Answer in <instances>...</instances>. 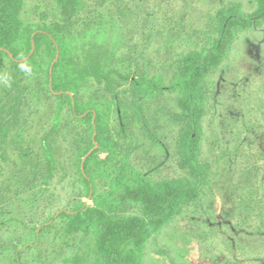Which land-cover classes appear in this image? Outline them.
<instances>
[{
	"label": "trees",
	"instance_id": "trees-1",
	"mask_svg": "<svg viewBox=\"0 0 264 264\" xmlns=\"http://www.w3.org/2000/svg\"><path fill=\"white\" fill-rule=\"evenodd\" d=\"M25 1L0 0V165L23 108L44 98L50 126L29 155L31 178L21 187L34 201L51 185L59 168L56 139L64 137L80 189L69 209L25 224L7 216L15 208L5 209L0 185V255L11 264H51V255L57 264H142L150 238L209 187L210 167L199 158L206 81L238 33L264 25V0H255L250 15L237 6L219 10L215 36L180 56L167 82L116 55L90 20H81L97 14L87 8L91 0H50L55 15L48 20L40 12L37 22L24 20ZM166 94L176 96L179 108L171 118L179 125L177 164L186 176L156 182L129 164L130 142L133 124L148 134L146 104Z\"/></svg>",
	"mask_w": 264,
	"mask_h": 264
},
{
	"label": "rangeland",
	"instance_id": "rangeland-1",
	"mask_svg": "<svg viewBox=\"0 0 264 264\" xmlns=\"http://www.w3.org/2000/svg\"><path fill=\"white\" fill-rule=\"evenodd\" d=\"M25 2L27 22L39 21L40 12L48 20L55 15L50 0ZM234 6L244 15L256 9L255 0H91L87 8L100 17L86 13L81 20H90L89 27L116 55L130 56L148 76L160 75L167 82L180 56L215 36L217 12ZM206 82L199 158L210 167L209 187L150 238L142 264H264V25L238 33L227 58ZM175 99L166 94L146 104L148 134L132 125L128 162L156 182L186 176L177 164L179 125L171 118L179 113ZM31 101L8 138L0 185L5 209L15 208L7 216L38 224L69 209L80 184L68 158V141L61 137L56 139L59 168L51 185L34 201L21 187L31 178L29 155L38 152L40 137L50 126L48 102ZM11 230L23 234L19 224ZM38 248L44 258L45 248ZM49 259L57 264L54 255ZM0 264L11 262L0 255Z\"/></svg>",
	"mask_w": 264,
	"mask_h": 264
},
{
	"label": "water",
	"instance_id": "water-1",
	"mask_svg": "<svg viewBox=\"0 0 264 264\" xmlns=\"http://www.w3.org/2000/svg\"><path fill=\"white\" fill-rule=\"evenodd\" d=\"M105 156H103V158H104Z\"/></svg>",
	"mask_w": 264,
	"mask_h": 264
}]
</instances>
